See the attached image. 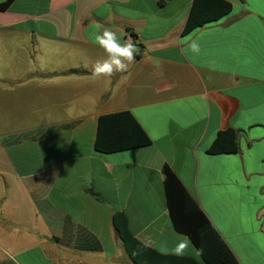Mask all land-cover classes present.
I'll list each match as a JSON object with an SVG mask.
<instances>
[{"label":"crops","instance_id":"crops-1","mask_svg":"<svg viewBox=\"0 0 264 264\" xmlns=\"http://www.w3.org/2000/svg\"><path fill=\"white\" fill-rule=\"evenodd\" d=\"M230 2L190 32L194 0H15L0 10V95H29L17 126L0 129V264H135L117 211L139 240L172 249L187 235L171 221L165 165L239 264H264V0ZM104 28L137 53L127 72L95 79ZM126 109L152 143L96 150L99 117ZM228 127L240 150L210 154ZM194 249L185 255L202 260Z\"/></svg>","mask_w":264,"mask_h":264},{"label":"trees","instance_id":"trees-1","mask_svg":"<svg viewBox=\"0 0 264 264\" xmlns=\"http://www.w3.org/2000/svg\"><path fill=\"white\" fill-rule=\"evenodd\" d=\"M14 1L0 2V10H7ZM231 8L230 0H194L184 32H190L207 22L221 18L229 13ZM239 135V130L233 127L221 129L208 148V152L210 154L238 152ZM151 143V136L131 110L106 113L99 117L95 139L96 150L110 153L147 146ZM164 174L167 206L173 227L176 231L187 235L198 250H202V260L187 255L164 254L145 244L130 231L128 215L123 211H117L113 215V222L132 261L135 264H239L233 251L176 172L169 165H165ZM96 246H98L97 241L94 247Z\"/></svg>","mask_w":264,"mask_h":264},{"label":"clouds","instance_id":"clouds-1","mask_svg":"<svg viewBox=\"0 0 264 264\" xmlns=\"http://www.w3.org/2000/svg\"><path fill=\"white\" fill-rule=\"evenodd\" d=\"M100 26L97 25V29ZM95 43L104 50L107 58L102 61H96L91 66V76L95 79L111 78L116 73H125L135 62L137 46L132 38L121 42L115 31L104 28L102 32L95 35ZM193 52H199V44L192 41L189 45ZM87 68L88 66L85 65ZM193 248L191 239L188 236L180 235L178 243L170 250L165 249L164 254L184 256L189 248ZM195 255L199 256L202 250L194 249Z\"/></svg>","mask_w":264,"mask_h":264},{"label":"rangeland","instance_id":"rangeland-1","mask_svg":"<svg viewBox=\"0 0 264 264\" xmlns=\"http://www.w3.org/2000/svg\"><path fill=\"white\" fill-rule=\"evenodd\" d=\"M29 104V95L24 92H12L10 90L2 91L0 95V116L3 117V122L0 119V129L17 126V117L21 111L27 109ZM15 122V123H14Z\"/></svg>","mask_w":264,"mask_h":264},{"label":"water","instance_id":"water-1","mask_svg":"<svg viewBox=\"0 0 264 264\" xmlns=\"http://www.w3.org/2000/svg\"><path fill=\"white\" fill-rule=\"evenodd\" d=\"M119 240H120V242H121V241H123V239H122V237H121V236H119Z\"/></svg>","mask_w":264,"mask_h":264}]
</instances>
